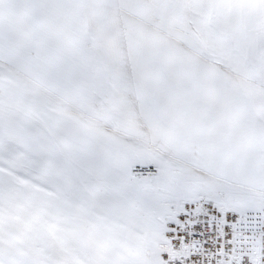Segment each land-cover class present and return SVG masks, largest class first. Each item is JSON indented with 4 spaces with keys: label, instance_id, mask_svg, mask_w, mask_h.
<instances>
[{
    "label": "snow or ice",
    "instance_id": "1",
    "mask_svg": "<svg viewBox=\"0 0 264 264\" xmlns=\"http://www.w3.org/2000/svg\"><path fill=\"white\" fill-rule=\"evenodd\" d=\"M0 264H264V0H0Z\"/></svg>",
    "mask_w": 264,
    "mask_h": 264
}]
</instances>
